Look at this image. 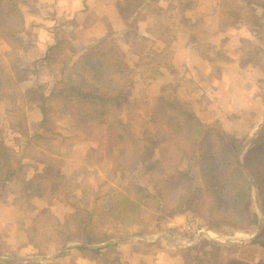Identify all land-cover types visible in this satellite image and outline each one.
<instances>
[{"label": "trees", "instance_id": "16d2710c", "mask_svg": "<svg viewBox=\"0 0 264 264\" xmlns=\"http://www.w3.org/2000/svg\"><path fill=\"white\" fill-rule=\"evenodd\" d=\"M191 2L180 0L178 8H186ZM25 3L26 0H0V39L8 45L11 56L9 70L0 64V99L8 100L6 123L0 124V195L11 186L15 196L17 186H21L20 196L14 201L30 216V223L25 227L21 216L16 222L26 244L34 250L33 255L45 257L79 244L75 246L77 251L96 256L103 249L88 246L106 243L104 248L115 247L109 242L130 235L129 228L134 226L138 228L134 234L153 237L169 230L165 227L169 215L184 208L202 216L207 226L217 232L242 231L258 225L251 204L254 184L264 211V127L240 162L238 151L247 139L243 137L254 127L238 136H227L218 121L206 123L197 116L191 102L179 97L176 83H164L151 97L134 95L133 69L137 66H130L124 52L107 38L86 48L75 59L68 54L67 43L57 40L41 60L33 61L30 67L23 65L18 52L30 48V42L22 37L26 31L22 12ZM174 11L172 8L164 13L157 30L165 36L167 45L177 35L171 26L176 18L180 19L181 10ZM131 13L125 15L129 26L126 39H132L138 53H143L141 64L149 67L146 69L150 75H157L160 66H171V52L154 51L151 41L137 34L136 23L144 14L139 10ZM170 13L173 15L168 17ZM221 13V28L240 20L256 27L257 37L242 41L246 50L243 60L252 61L264 75V0H249L245 5L221 0ZM180 22L188 24L189 20L182 18ZM200 34L203 33L194 29L191 36L196 40ZM198 49L204 50L202 45ZM40 68L57 72L48 90H40L39 83L27 85L39 80ZM25 83L18 94V85ZM17 97L22 103H17ZM35 107L39 113L34 136L54 135L56 121L66 119L75 137L94 145L87 149L83 166L71 174L61 170L58 157L46 155L41 163L51 169L50 176L31 184L24 174L25 163L9 137L19 139L25 134L26 113ZM97 167H103V179L92 183L89 174ZM33 196L43 206H37ZM53 200L68 207L62 218L51 210ZM201 241L217 251L223 248L207 239ZM252 243L264 247V229ZM68 251L51 261L25 264H58L57 259ZM2 255L16 254L0 234ZM200 255L193 259L197 264H252L239 259L213 261L204 250Z\"/></svg>", "mask_w": 264, "mask_h": 264}, {"label": "crops", "instance_id": "0c3cea01", "mask_svg": "<svg viewBox=\"0 0 264 264\" xmlns=\"http://www.w3.org/2000/svg\"><path fill=\"white\" fill-rule=\"evenodd\" d=\"M192 1L186 8H178L180 0H26L22 6L26 30L31 29L32 33L38 35L29 41V59L41 60L47 48L57 40H64L70 49L76 51L73 55L75 59L86 48L107 38L124 52L130 66H137L133 70L139 78L149 79L150 85H146L151 88L149 92L152 96L159 93L164 83H176L179 97L191 102L197 116L200 109L208 108V102L218 109L219 101L226 100L228 103L235 96V134L238 135L239 125L240 133L243 131L250 118L255 121L251 122L255 128L259 111L264 110V75L252 61L243 60L246 50L242 41L257 37L258 30L241 20L233 26L221 28V0ZM248 1L235 0L241 5ZM172 8L175 9L174 13L180 9L181 14L180 19L176 18L175 25L171 26L177 31L176 38L167 45L165 36L159 35L157 30L163 23L164 13ZM138 10L144 16L136 23L137 34L151 41L154 51L168 49L171 52V66H160L157 75H153V72L150 75V70L146 69L148 66L141 64L143 53H138L132 39H126L129 26L125 15L130 12L136 14ZM182 18L188 19L189 23L181 24ZM194 29L203 33L196 40L191 36ZM199 45L204 48L201 52ZM244 114L247 117L242 119ZM14 197L11 186L6 187L0 195V234L16 255H2L6 258L0 261L43 263L70 249L57 259L58 264H185L184 246L172 244L170 238L154 240L157 234L144 238L126 236L110 244L115 247L104 248V245L96 248L103 249L96 256L84 255L75 246L68 247L56 257L52 256L61 249L45 257L35 256L16 222L18 217H24L26 227L30 223V216L23 213ZM15 211L19 213L16 217ZM193 263L197 264L195 261Z\"/></svg>", "mask_w": 264, "mask_h": 264}, {"label": "rangeland", "instance_id": "374dc122", "mask_svg": "<svg viewBox=\"0 0 264 264\" xmlns=\"http://www.w3.org/2000/svg\"><path fill=\"white\" fill-rule=\"evenodd\" d=\"M37 30L38 27L36 26ZM23 39L26 41L34 40L38 37L37 34L32 33L31 29H27L23 32ZM9 47L8 45L0 39V64L5 67L7 70L10 69V58L8 55ZM76 51H73L68 46V54L74 55ZM18 57L21 60V63L25 66H32L33 61L29 59V54L27 50H20L18 52ZM73 59V57H72ZM134 78L132 82L133 93L138 97H151L149 92L150 85L149 79H145L142 77H138L137 73L133 70ZM56 70L53 68L42 69L40 68V77L39 80L34 82L29 81L27 85H31L32 83H39L42 88L40 90L44 91V89H49L56 78ZM163 78V77H162ZM167 78V77H166ZM144 79V82H143ZM148 84V85H146ZM25 85L19 84L17 87V93L19 94V90H23ZM1 91V90H0ZM235 93V92H234ZM8 102V100H6ZM3 99H0V124L6 123L5 119V108L6 102ZM17 103H22L21 98L17 97ZM204 104V103H203ZM218 104L220 107L217 109L209 102L206 104L208 108L199 110V118L206 122L211 123L214 121H218L221 124V128L225 132L227 136L235 137V96L232 101L228 102L226 100L219 101ZM210 106V107H209ZM215 109H217L215 111ZM197 112V111H196ZM38 109L35 107L29 111H27V127L25 128V134L19 139H14L12 137L10 139V144L14 147L17 155L20 159L25 163V177L32 184L38 182L40 180L46 179L51 174V169L48 166H45L41 163V160L49 154H53L61 160V170L66 174H71L78 170L77 168L82 167L85 163L84 151L87 147L93 146L94 143L84 141L79 137H75L74 133L71 132L70 127L68 126V122L66 119H58L56 121V126H54V135L53 133H45L41 138L39 136H34L32 131H34V122L38 116ZM260 115L257 117V126L254 130L247 136L243 138H247L243 144L254 135L255 131L261 127H264V110L259 111ZM247 117V115H243L242 119ZM255 122L252 118H250L249 123H246L243 126V131L250 129L252 127V123ZM241 122H239L240 124ZM241 125H239L238 135H240ZM260 130V132H261ZM53 135L52 137H50ZM236 135V136H238ZM259 135V134H258ZM257 135V136H258ZM245 136V135H243ZM253 141V140H252ZM251 141V142H252ZM251 142L247 145V147L251 144ZM242 144V145H243ZM246 147V149H247ZM245 149V150H246ZM243 151V153L245 152ZM243 153L241 157L243 156ZM242 159V158H241ZM104 169L103 167H97L96 170L92 171L89 174L90 181L92 183H96L97 180L103 179ZM20 187L17 186V193L15 197L20 196ZM255 187V185H254ZM253 187V203L251 204V209L257 215L258 225H253L242 231L232 232L230 229L227 231L217 232L213 229H210L209 225L205 223V220L202 216L197 214L196 212L190 210L189 208H184L180 210L178 213L169 215V218L166 222V226L169 230H165L160 232L161 234L168 235L172 244H177L180 246H184L183 256L185 264H192L194 261V257L196 255H200L203 250L207 252V254L212 258V260L219 259H239L245 263L252 264H264V247L261 243H252L256 238H258L263 229H264V211L261 205V200L259 198L258 191L255 187ZM14 187H11V193L13 192ZM254 191L256 193V198L254 196ZM33 200L37 202V205L40 207L43 206L44 203L40 202L33 196ZM260 206V207H259ZM51 210L55 215L59 218H62L63 215L69 211L68 207L64 206L58 200H53L51 206ZM10 214V213H9ZM18 212L15 211V217L18 216ZM12 215V214H11ZM138 228L135 230L133 227L129 228L130 236H135L134 234ZM158 233V234H160ZM206 233V234H204ZM129 236V235H128ZM154 237V236H153ZM172 238V239H171ZM210 238L219 240L224 243V245H220L214 243ZM207 239L211 243L215 245L222 246L221 250H215L214 248L204 245L201 240ZM17 240V239H16ZM187 240H192V242L185 243ZM202 246V247H201ZM201 256V255H200ZM204 255L202 254L201 257ZM196 263V262H195ZM194 264V263H193Z\"/></svg>", "mask_w": 264, "mask_h": 264}, {"label": "water", "instance_id": "95a60500", "mask_svg": "<svg viewBox=\"0 0 264 264\" xmlns=\"http://www.w3.org/2000/svg\"><path fill=\"white\" fill-rule=\"evenodd\" d=\"M263 126V125H262ZM261 126V127H262ZM261 127L260 128H258L256 131H255V133H254V135L252 136V137H250L242 146H241V148H240V150L238 151V160L240 161V162H242L241 161V155H242V153H243V151L246 149V147H247V145L252 141V140H254L256 137H257V135L260 133V130H261ZM245 171H246V173H247V175H248V177L250 178V180H252V178H251V176H250V174L247 172V170L245 169ZM253 187H254V184H253ZM254 189H255V187H254ZM254 196H255V199H256V201H257V196H256V193H255V191H254ZM260 207V206H259ZM204 234H206V233H204ZM135 237H139V238H144V236L143 235H135ZM160 238H170L168 235H165V234H157L153 239L154 240H157V239H160ZM172 239V238H171ZM214 243H217V244H220V245H224V243L223 242H221V241H219V240H216V239H212V238H210ZM119 241V239L118 240H116V241H112V242H110V244L111 243H116V242H118ZM189 242H192V240H187L185 243H189ZM108 244V243H107ZM104 245H106V243H102V244H100V245H94V246H88V248H91V249H96V248H99V247H103ZM75 246H79V244H77V245H75ZM68 247H70V246H67V247H64V248H62L60 251H58L56 254H54L52 257H56L57 255H59L61 252H63L64 250H66ZM4 258H6V257H3V256H0V259H4Z\"/></svg>", "mask_w": 264, "mask_h": 264}]
</instances>
